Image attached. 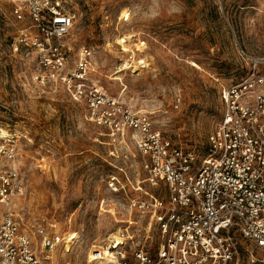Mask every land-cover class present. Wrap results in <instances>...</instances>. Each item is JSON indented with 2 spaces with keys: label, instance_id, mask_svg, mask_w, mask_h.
Listing matches in <instances>:
<instances>
[{
  "label": "rangeland",
  "instance_id": "rangeland-1",
  "mask_svg": "<svg viewBox=\"0 0 264 264\" xmlns=\"http://www.w3.org/2000/svg\"><path fill=\"white\" fill-rule=\"evenodd\" d=\"M63 1L76 15L67 40L71 69L89 49L91 80L148 114L168 141L200 160L223 117L222 92L245 80L255 61L264 76V0ZM13 2L0 0V133L19 153L23 231L39 254L40 226L67 239L53 264H106L111 258L91 263L92 251L102 254L126 229L127 250L144 242L158 247L157 224L149 230L151 216L132 210L131 201L161 196L160 189L144 183L139 156L132 164L111 155L107 131L87 121L85 104L67 87L34 83L35 67L11 50ZM178 94L181 110L173 105ZM112 177L124 185L119 192ZM239 241L242 264H264V252L250 249L251 258L250 244Z\"/></svg>",
  "mask_w": 264,
  "mask_h": 264
},
{
  "label": "built area",
  "instance_id": "built-area-1",
  "mask_svg": "<svg viewBox=\"0 0 264 264\" xmlns=\"http://www.w3.org/2000/svg\"><path fill=\"white\" fill-rule=\"evenodd\" d=\"M12 21L17 37L14 56L35 67L37 86H64L72 99L85 104L87 121L107 131L111 155L125 163L141 158L144 183L161 196L132 200L131 209L150 215L158 226V247L146 243L127 250L129 229L107 248L114 255L106 264H242L246 250L264 252V76L254 70L241 83L222 92L224 113L209 138V153L200 160L195 152L175 147L157 131L151 117L111 96L91 80L92 52L84 48L71 69L67 40L76 15L63 0H14ZM182 94L174 100L181 110ZM134 147L135 152L132 150ZM19 153L9 136L0 133V264H53L56 249L66 238L40 226L41 252L23 231L18 202L26 197ZM200 164V165H199ZM118 177L110 187L123 188ZM148 230V231H149ZM120 241V242H119ZM94 249L91 263L99 260ZM260 263V260H256Z\"/></svg>",
  "mask_w": 264,
  "mask_h": 264
},
{
  "label": "bare ground",
  "instance_id": "bare-ground-1",
  "mask_svg": "<svg viewBox=\"0 0 264 264\" xmlns=\"http://www.w3.org/2000/svg\"><path fill=\"white\" fill-rule=\"evenodd\" d=\"M114 238H115L116 240H120V237H118V236H115V235H114ZM119 242H120V241H119ZM113 256H114L113 254H110V253L107 252V250L105 249L104 252L100 255L99 260L110 259V258H112Z\"/></svg>",
  "mask_w": 264,
  "mask_h": 264
}]
</instances>
